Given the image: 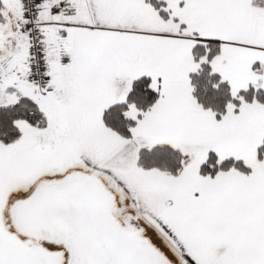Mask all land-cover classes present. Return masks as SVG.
Returning a JSON list of instances; mask_svg holds the SVG:
<instances>
[{"label": "snow or ice", "instance_id": "6c2138e0", "mask_svg": "<svg viewBox=\"0 0 264 264\" xmlns=\"http://www.w3.org/2000/svg\"><path fill=\"white\" fill-rule=\"evenodd\" d=\"M0 264H264V0H0Z\"/></svg>", "mask_w": 264, "mask_h": 264}]
</instances>
